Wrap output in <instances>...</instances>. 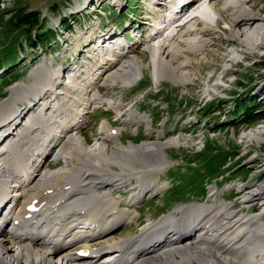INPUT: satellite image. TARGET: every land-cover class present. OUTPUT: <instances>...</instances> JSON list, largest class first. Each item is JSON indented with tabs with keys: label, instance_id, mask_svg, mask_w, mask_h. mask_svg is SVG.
Listing matches in <instances>:
<instances>
[{
	"label": "bare ground",
	"instance_id": "1",
	"mask_svg": "<svg viewBox=\"0 0 264 264\" xmlns=\"http://www.w3.org/2000/svg\"><path fill=\"white\" fill-rule=\"evenodd\" d=\"M204 1L150 2L153 11L147 13L149 17L141 22L139 29L148 34L149 41H145L149 43L144 50L151 54L157 81L191 82L189 68L194 65L181 61L182 58L204 51L208 46L204 39L218 31L225 34L226 30L230 31L224 43L228 46L249 50L240 42L243 37L252 46L264 45V18L257 15L256 9H242L230 0H208V5L202 7ZM241 2L256 6L264 0H239ZM263 10L264 7L260 9ZM216 17L227 27L222 29ZM163 26L172 29L162 39L163 34L159 35ZM110 34L94 45L101 64L90 63L84 71L85 64L89 63H78L68 73L66 81H62L63 68L51 74V82L47 80L50 73L37 70L36 84L29 89L31 97L24 100L28 104L24 109L19 106L24 101L16 108L20 100L18 91L24 89V83L13 86L9 102H0V264H188L193 261L264 264V257L259 259L264 256L263 201V211L249 216L231 212L226 205L204 208L194 216L195 209L184 208L182 218L167 217L166 221L146 226L141 233L119 239L111 236L113 229L133 217L125 211L128 208H121L120 201L102 192L103 186L114 183L125 186L132 180L145 179L142 188L138 186L145 192L144 186L149 183L146 179L164 172L160 167L167 160L165 150L176 145V141L123 145L121 129L145 122H138L132 114L118 129L109 121L105 122L99 133L102 140L94 149L86 150L81 139L84 135L79 131L85 124L86 113L92 105L110 104L103 100L97 86L102 82L116 84L120 81L127 87L146 67L143 62L134 60L128 69L117 70L121 62L133 54L132 41L115 40L117 34ZM152 41L156 44L152 45ZM112 66L115 68L111 69ZM105 70L107 77L103 81L101 72ZM209 83L212 84L211 79ZM110 105L115 113L123 108ZM18 120L23 121L22 127ZM76 131L79 132L75 134ZM52 133L59 135L56 138ZM53 156L56 163L60 157L64 159L65 170L46 171L54 164L47 162ZM136 164L145 166L128 175L125 171L115 173L108 167L135 169ZM253 191L245 197L244 205L264 199V183ZM188 215L191 217L185 219ZM159 223L158 228H152ZM194 229L197 233L191 235ZM147 230L150 233H146Z\"/></svg>",
	"mask_w": 264,
	"mask_h": 264
},
{
	"label": "rangeland",
	"instance_id": "2",
	"mask_svg": "<svg viewBox=\"0 0 264 264\" xmlns=\"http://www.w3.org/2000/svg\"><path fill=\"white\" fill-rule=\"evenodd\" d=\"M0 1V27L3 28L0 29V102H9L13 86L20 83H24V89L18 91L20 100L16 108L20 101L31 97L29 89L36 84L37 70L50 73L47 80L51 82V74L63 68L65 76L62 81H66L68 73L78 63H89L85 64L84 71L90 67V63L101 64L100 54L94 50V45L104 36L111 35L110 32L117 34L115 40L132 41L130 50L133 54L127 56L117 70L128 69L134 60L146 64L144 72L127 87L120 81L116 84L102 82L97 86L104 101L123 106L120 111L123 116L119 112H112L110 104L92 105L85 115L84 126L79 130L84 135L81 139L85 142L86 150H91L102 140L99 133L105 122L109 121L112 127L118 129L126 118L135 114L138 122H145L121 129L120 142L123 145L176 141V145L165 150L167 160L159 166L164 172L146 179L149 183L144 186L145 192L138 187L142 188L145 179L142 182L131 179L125 186L121 183L103 186L102 192L106 191L120 201L121 208H128L125 211L133 217L128 223L112 230L110 234L113 238L141 233L146 226L163 219L166 221L167 217L182 218L184 208L195 209L193 216L204 208H219L222 205L228 206L231 212H242L246 216L263 211L264 199L250 205H244L243 201L258 185L264 183V120L253 125L238 126L242 117L238 110L242 108L241 102L247 99V104H250V100L257 101L252 109L264 111V45L252 46L243 37L240 42L249 50L228 46L224 43L230 31L224 30L227 34L218 31L204 39L208 43L207 50L190 58H182L181 61L194 65L189 68L191 82L176 84L168 79L159 82L153 75L151 54L144 50L149 43L145 41H149L148 34L139 29L141 22L149 17L147 13L153 11L150 5L153 0ZM207 1L202 3V7L208 4ZM230 1L248 11L254 8L257 15L264 18V10L260 11L264 2L252 6L242 5L243 2L239 3V0ZM32 10L40 12V20H43L38 30H32L29 36L27 30L12 24L19 16ZM216 21L221 23L222 29L227 27L220 17H216ZM41 29L46 32L45 41L36 43V37V42L30 44L32 39L29 38ZM48 39L50 46L46 42ZM151 44L156 42L152 41ZM106 61L105 67L108 66ZM105 72H101L103 81L107 77ZM249 93L251 97H248ZM26 94L27 97H23ZM27 105L26 101L19 104L21 109ZM18 123L22 127L23 121L18 120ZM52 134L56 138L59 135ZM56 160L53 156L47 161L54 164L46 171L56 173L66 169L67 164L64 167L62 157L57 163ZM144 166L136 164L135 169H122L108 165L115 173L125 171L126 175L137 173ZM165 166L169 167L164 169ZM134 196L138 198L133 199ZM190 217L185 216V219ZM261 218L264 222V213ZM160 224L152 228H158ZM195 233L196 229L191 235ZM263 257L259 256V259ZM188 264L203 263L193 261Z\"/></svg>",
	"mask_w": 264,
	"mask_h": 264
},
{
	"label": "trees",
	"instance_id": "3",
	"mask_svg": "<svg viewBox=\"0 0 264 264\" xmlns=\"http://www.w3.org/2000/svg\"><path fill=\"white\" fill-rule=\"evenodd\" d=\"M40 12H36L35 10H32L31 13L28 14H23L21 16H19L15 23H13L12 25H15L16 28H19L21 30H27L29 32V36H31V32L32 30L35 29L38 30V27L41 25V21L40 20ZM63 22H66V20H64ZM52 34V37L54 36L52 32H50ZM45 34L46 32L43 31V29H41L40 32H38L34 37H30L29 39H32V42H30V44H34L36 42V37L38 38V41L36 43H41L43 41H45ZM39 36V37H38ZM51 39V38H50ZM48 46H50V40L48 39ZM248 97H251V94H248ZM245 102V103H244ZM247 99L242 103V108L240 110H238V113H241L240 116L241 120L240 123L238 124V126L240 125H253L257 122H260L261 120H264V111H261L259 109L254 110L252 109V107L256 106L257 101H252L250 100V104L246 103ZM240 103V104H241Z\"/></svg>",
	"mask_w": 264,
	"mask_h": 264
}]
</instances>
